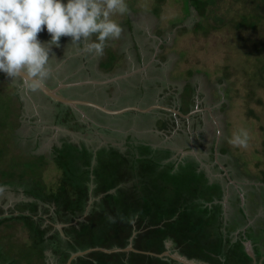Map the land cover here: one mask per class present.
I'll use <instances>...</instances> for the list:
<instances>
[{
	"label": "trees",
	"instance_id": "trees-1",
	"mask_svg": "<svg viewBox=\"0 0 264 264\" xmlns=\"http://www.w3.org/2000/svg\"><path fill=\"white\" fill-rule=\"evenodd\" d=\"M187 1V14L193 8L200 17L206 6L217 2ZM235 1L244 6L236 15L238 19L233 21L235 29L256 31L264 21V0ZM196 29L206 30L201 22ZM255 46V54L261 55L264 44ZM106 53L101 69L111 73L120 56L109 50ZM260 58L257 57L261 72L264 65H260ZM190 89L188 85L186 90ZM9 97L14 101L13 122L18 128V107L21 108L22 102L18 93ZM184 108L185 113L191 109L188 105ZM57 123L74 132L84 126L75 122L70 111L63 119H57ZM168 124L163 122L159 130H168ZM10 138L13 140V134ZM36 148L16 150L9 143L5 151L3 147L0 149V188L20 192L28 199L14 211L2 215L0 226L11 221L22 224L31 243L29 255L37 256L36 264H66L77 252L92 248L125 249L130 243L137 251L160 254L166 250L168 241L173 244L171 252L198 262L251 264L242 244L244 238L239 236L233 241L234 229L224 224L220 183H210L206 174L198 170L192 156L178 162L172 159L170 149L154 148L130 136L121 148L105 145L96 150L83 142H70L66 137L60 146L52 149L50 160L60 171V177L54 185L48 186L42 181L47 158L35 154ZM18 157L24 160L22 173L10 172L5 167V162H9L6 159ZM56 225L63 226V236ZM247 239L250 240L251 235L246 236ZM252 240L256 242L253 236ZM4 257L5 247L0 245L2 264ZM11 257L13 261L8 264H19L14 255ZM71 264L179 263L134 252L94 251Z\"/></svg>",
	"mask_w": 264,
	"mask_h": 264
},
{
	"label": "rangeland",
	"instance_id": "rangeland-1",
	"mask_svg": "<svg viewBox=\"0 0 264 264\" xmlns=\"http://www.w3.org/2000/svg\"><path fill=\"white\" fill-rule=\"evenodd\" d=\"M126 2L129 12L118 17L123 27L122 35L118 40L109 41L106 47L107 52L109 50L117 57L120 56L115 66L123 65L125 72L129 71L126 67L137 70L139 74L136 81L149 82L155 84V87L172 85L181 92L190 83V88L192 90L195 88L203 96L202 103L205 106L200 108L212 110L213 117L211 120L206 115L205 130L192 129L191 135L196 134L199 137L201 133L205 135L207 146L217 142L221 159L219 162L221 165L223 163L227 165L235 180L244 184L242 186L258 183L264 171V70L259 71L257 57H261L260 65L263 66L264 51L261 55H256L254 51L255 45L260 47L264 44V21L259 23L254 32L247 29L236 30L233 21L238 19L236 15L242 12L244 6L235 0H217L215 4L206 6L202 17L193 8H190L187 14V0H126ZM199 22L206 30L196 29ZM38 38L46 42L50 35L45 29L38 34ZM159 41L161 43L156 62L148 68H140L136 48H140L143 57L147 58L143 60L146 65L151 61ZM59 45L52 49L49 57L52 58L50 67L53 78L47 83L51 88H55L58 83L100 80L88 79L83 71L79 72L78 77L72 78L71 75H75L73 73L81 67L77 54L83 53L82 45H71L70 37H61ZM64 54H72L73 57H64ZM84 54L89 67L96 68L100 57L86 52ZM5 75L0 73V149L3 147L5 151L11 143L16 150H25L26 138L38 139L39 146L35 154L47 158L42 171V181L48 186L54 185L60 177V171L50 159L52 149L60 146L63 138L67 137L70 142H83L96 150L105 145L121 148L127 135L134 141L151 143L153 146L161 145L164 148L170 147L169 142L176 137L174 133L168 137L160 135L161 138L155 135L152 123L162 119V114L157 112L146 118L144 125L141 124L143 123L141 119H136L137 122L133 118L105 119L100 123L97 121L107 131L91 132L81 128L82 131L75 133L72 129L57 123L56 114L60 110L62 113L67 112L66 108L49 99L38 97L36 90L24 88L18 79L13 81L11 77L6 78ZM79 88H72L68 95L87 98V89ZM102 90L106 91L104 88ZM110 90L112 89L108 91ZM14 92L19 94L22 102L21 108L18 107V128H15L13 122L14 101L9 97ZM153 98L154 96L150 99ZM96 99H99V95ZM120 102V105L125 106L128 101ZM98 118L101 119V116ZM240 129H246L249 133L246 148L229 143L230 137ZM10 133L13 134V140ZM176 144L182 156L188 153L197 158H206L207 154H202L201 150H184L187 140L183 136ZM6 160L9 162H5V167L10 172L14 170L15 173H19L24 160L21 157ZM204 172L207 174V171ZM27 201L28 199L20 192H14L7 187L0 188V210H4L5 215L9 214V211H14L21 202ZM30 244L28 232L21 223L11 221L0 226V245L5 247L6 256L16 257L17 263L36 264L37 256L29 255Z\"/></svg>",
	"mask_w": 264,
	"mask_h": 264
},
{
	"label": "flooded vegetation",
	"instance_id": "flooded-vegetation-1",
	"mask_svg": "<svg viewBox=\"0 0 264 264\" xmlns=\"http://www.w3.org/2000/svg\"><path fill=\"white\" fill-rule=\"evenodd\" d=\"M147 37V35H146ZM152 41V39L150 38ZM160 41L157 47L154 50L153 57L149 63L145 65L143 60H147L144 58L140 48H136L137 51V62L140 65V68H148L152 63L156 62L157 52L160 48ZM107 48H105V53L103 56L100 57L99 62L95 67H89L87 58L85 57L84 52H79L77 56L78 62L81 64V67L78 68L75 75H71V77H78L79 72L83 71L88 79H100L98 81H109L106 84H92L87 83L80 86H73L68 87L60 90V94L74 100L86 99L87 101H91L95 104L101 105L109 110H119L125 107L131 106H138L141 109H146L153 105L159 106H168L167 108L176 109L185 117H179L171 112L164 111L162 109H154L149 113H139L135 111H129L122 115H108L105 114L97 109L88 107V106H78L79 109L85 114V117H82L81 114L69 107L70 114H72L73 118H75V122H79L83 124L84 131L90 130L91 132H97V130L107 131L103 128V125L99 123L105 119H124V118H133L134 121L137 122L136 119H141L143 123L146 124V118H148L151 114L157 112L162 114V119L155 121L152 123V126L155 129L156 136L161 138L172 136L173 133L176 137L173 138V141L169 142L170 147L164 148L161 145L153 146L151 143L143 144L150 145L154 148H163V149H170L173 152L172 159L176 161L182 160L186 156H192L195 162L198 164L199 171H207V178L209 179L210 183L212 182H219L221 185L222 190V203L224 205V224L229 228H233L232 231L233 236L235 237L233 241L238 239L239 236L244 238V241H250L252 250L254 253V259H251V264H264V171L262 172V176L258 183H248L246 186H242L244 184L237 182L235 180V176L231 174V171L227 168V165L219 162L221 159L219 158L220 154L218 152V145L217 142L211 146L206 145L205 135L201 133L200 137L196 134H192L191 130L193 129L196 131L199 129L200 131L205 130V120L208 116L211 120L212 117V110L209 111L208 109H202L201 106L204 107V103H202L203 96L196 91L195 88L190 91L186 90V87L179 92L176 86L172 85H165L164 87H155V84H151L149 82H141L136 81L139 72L132 73L134 70H131L129 67L128 72L124 71L123 65L121 67L115 66L114 70L111 73L104 72L101 69L102 62L106 61L107 58ZM73 57L72 54H64V57ZM147 56V54L145 55ZM149 58V57H148ZM124 58L122 61L124 62ZM126 62V61H125ZM127 65V63H125ZM139 68V69H140ZM127 74H130L127 76ZM111 75V78L109 76ZM7 78V75H5ZM51 78L53 76L51 75ZM50 78V79H51ZM19 80V79H18ZM67 80V78H66ZM69 81L71 78L68 79ZM21 85L24 88L27 86L24 84L23 81L19 80ZM46 86L50 85L48 83L45 84ZM59 85V83H58ZM56 85L55 88L58 86ZM153 85V87H151ZM189 85H191L189 83ZM157 86V85H156ZM80 87V88H79ZM72 88H79L81 90L88 91L87 98H81L82 96H69L68 92L71 91ZM102 88H104L103 91ZM108 88V89H107ZM159 88V89H158ZM101 89V90H100ZM109 89H112L108 91ZM38 97L49 99L47 96L43 95L38 89H35ZM97 95H99V99H96ZM116 95V96H115ZM154 96L153 99H150ZM121 100H127L128 102L125 103V106L120 105ZM53 103L54 101L51 100ZM168 101V102H167ZM56 103V102H55ZM188 105L191 107L187 113L183 112L185 110V106ZM64 108L68 106L62 105ZM122 106V107H121ZM87 113H85L84 111ZM183 110V111H182ZM60 112L56 114L58 119H63L64 114L67 112L64 111L63 113ZM207 115V116H206ZM101 116V119L98 118ZM208 118V119H209ZM99 123H98V121ZM132 120V119H131ZM163 122H168L167 125L168 130L162 131L159 130V126ZM61 126V125H60ZM97 126V127H96ZM148 126V125H147ZM64 127V126H62ZM79 130V129H78ZM82 131L81 129L75 133H79ZM127 135V134H126ZM129 136V135H127ZM185 137L187 140V145L183 147L186 151L192 150H201L202 154H207L206 158H197L195 155H184L178 150V145L176 144L177 140L181 137ZM132 139V138H131ZM133 140V139H132ZM26 146L28 148H33L34 146H39L38 139L33 140V138H26ZM142 143V142H141ZM36 148V150H37ZM35 150V151H36ZM207 151V152H206ZM218 154V156H216ZM227 168V169H226ZM218 172V173H217ZM205 173V172H204ZM242 187H245L242 188ZM241 195L243 196L244 200L241 199ZM2 211V210H0ZM4 211V210H3ZM5 215V212L0 213V217ZM262 225V226H261ZM259 231V234H257ZM251 235V239L246 240V236ZM252 236L256 242H253ZM243 241V242H244Z\"/></svg>",
	"mask_w": 264,
	"mask_h": 264
},
{
	"label": "clouds",
	"instance_id": "clouds-1",
	"mask_svg": "<svg viewBox=\"0 0 264 264\" xmlns=\"http://www.w3.org/2000/svg\"><path fill=\"white\" fill-rule=\"evenodd\" d=\"M128 12L126 0H0V73L23 81L30 90L39 89L51 78L49 57L61 37L101 57L108 42L121 37L118 17ZM45 29L50 39L42 42L38 34ZM248 141L246 129L229 139L244 148Z\"/></svg>",
	"mask_w": 264,
	"mask_h": 264
},
{
	"label": "water",
	"instance_id": "water-1",
	"mask_svg": "<svg viewBox=\"0 0 264 264\" xmlns=\"http://www.w3.org/2000/svg\"><path fill=\"white\" fill-rule=\"evenodd\" d=\"M136 72H137V70H134L130 74L132 75L133 73H136ZM130 74H127V76H129ZM109 81L103 82V81H90L89 80V81H84V82H76V83H68V84L60 83L56 88H49L45 85V86L39 88L38 90L43 95L47 96L48 98H50L54 102L68 106L71 109L79 112L82 117H85V114L79 109L78 106H88V107L97 109V110H99L105 114L117 115V116L122 115L126 112H129V111H135V112H139V113H149L154 109H162L164 111L171 112V113H173L179 117L188 118L187 116H184L183 114H181L176 109H170V108L159 106V105H153V106H150L146 109H141V108L136 107V106H131V107H125V108H122L119 110H109V109H106L105 107L98 105V104H95L91 101L74 100V99L67 98V97L60 94V90L64 89V88L73 87V86H80V85H84L87 83H92V84H102L103 83V84H106V83H109ZM208 110L211 111L210 109H208ZM186 154H188V153H186ZM216 156H218V154H216ZM241 199L244 200L242 195H241ZM55 227L58 229L59 233L63 236V232H62L63 226L62 225H56ZM242 244H243L244 251L247 254V256L251 259H254V253L252 250L251 242L247 240V241H244ZM172 246H173L172 242H170V241L166 242V244H165L166 250L160 254L137 251L132 247L131 243L125 249L115 248L112 250H107V249H103V248H92V249H88L86 251L77 252V253L72 254L69 257V259L67 260L66 264H71L76 258L85 256V255H87L91 252H94V251H101L103 253H108V254L109 253H116V252H134V253H140L143 255H149V256H153V257L161 258V259L168 258V259H171V260H173L179 264H208V263H204V262H198L194 259H188L187 257L180 255L178 252H171L170 248Z\"/></svg>",
	"mask_w": 264,
	"mask_h": 264
},
{
	"label": "crops",
	"instance_id": "crops-1",
	"mask_svg": "<svg viewBox=\"0 0 264 264\" xmlns=\"http://www.w3.org/2000/svg\"><path fill=\"white\" fill-rule=\"evenodd\" d=\"M47 87H49V86H47ZM134 106V105H133ZM138 107V106H137ZM13 261V259H12V257H8V256H6V257H4V259H3V264L5 263V264H8V262H12ZM0 264H2V263H0Z\"/></svg>",
	"mask_w": 264,
	"mask_h": 264
}]
</instances>
